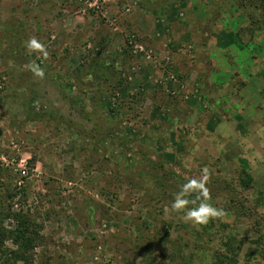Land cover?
I'll return each instance as SVG.
<instances>
[{
	"label": "rangeland",
	"instance_id": "374dc122",
	"mask_svg": "<svg viewBox=\"0 0 264 264\" xmlns=\"http://www.w3.org/2000/svg\"><path fill=\"white\" fill-rule=\"evenodd\" d=\"M0 264H264V0H0Z\"/></svg>",
	"mask_w": 264,
	"mask_h": 264
},
{
	"label": "clouds",
	"instance_id": "9594fccd",
	"mask_svg": "<svg viewBox=\"0 0 264 264\" xmlns=\"http://www.w3.org/2000/svg\"><path fill=\"white\" fill-rule=\"evenodd\" d=\"M23 46L31 55L39 54L43 59H47L49 52L45 43L37 37L31 36L23 42ZM26 71H30L35 77L43 79L45 71L35 60L24 65ZM192 157H186L183 161L185 168L191 167ZM211 170L205 166L198 177H191L183 183L179 190L174 193L171 209L176 213H183L185 222L195 225H206L212 219L225 215L222 208L215 206L211 199L210 189L207 186L210 182Z\"/></svg>",
	"mask_w": 264,
	"mask_h": 264
},
{
	"label": "trees",
	"instance_id": "16d2710c",
	"mask_svg": "<svg viewBox=\"0 0 264 264\" xmlns=\"http://www.w3.org/2000/svg\"><path fill=\"white\" fill-rule=\"evenodd\" d=\"M14 238L21 240L23 245H25L28 242V236L26 235L27 228L26 227H17L14 231ZM23 260H25V257H22Z\"/></svg>",
	"mask_w": 264,
	"mask_h": 264
}]
</instances>
